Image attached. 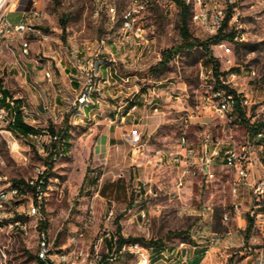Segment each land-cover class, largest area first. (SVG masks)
<instances>
[{"label": "rangeland", "instance_id": "1", "mask_svg": "<svg viewBox=\"0 0 264 264\" xmlns=\"http://www.w3.org/2000/svg\"><path fill=\"white\" fill-rule=\"evenodd\" d=\"M113 2L117 7L116 22L111 21L107 11V6L114 5ZM113 2L42 0L39 3L41 16L32 19V24L41 29L47 37L43 39L32 36L28 56L18 53L14 57L13 52L17 53L16 47L9 46V43L3 46V61L0 63L2 95L4 89L9 92L11 100L20 101L24 106V121L38 133L30 138L16 134L8 128L0 129V174L5 175L11 182L24 181L34 175L35 166H40L47 179L39 216L25 214L31 193L6 205L7 217L0 221V264H44L36 259V229L40 224L41 228L47 230L50 238L54 239L53 250L72 249L68 238L78 228H84L85 233L76 246L78 249H88L103 228L104 216L109 209L113 211V226L116 228L118 225L125 237L158 239L162 245L173 244L178 239H187L177 233L187 230L189 235L198 218V210L205 204H211L214 208L213 228L216 231L226 232L239 228L238 218H231L225 224L220 221L222 211H231V176L223 167L219 164L214 166L215 179L211 181L197 177L191 183L187 182L185 186L177 188L173 168L166 161L154 162L152 153L156 149L171 147L182 132L193 141L201 130L209 132L219 140L240 141L246 136V123L258 127L264 125L263 9L255 0H236L240 10L238 21L246 40L229 42V53H225L213 45L214 43L209 44L211 55L219 62V70H228L235 74L234 88L249 101L248 105L239 110L241 116H244V122L229 123L212 117L209 112L201 109L206 98L211 96L215 82L209 59L200 47L174 55L158 77L145 73L149 66L160 59L163 48L177 44L180 39L177 29L178 8L174 1L143 0L144 10L140 14V21L147 43L135 44L134 40L131 45L121 41L119 30L120 14L126 7L125 0ZM18 17V13H7V18L11 21ZM188 27L194 37L208 38L190 20ZM114 46H118L117 52ZM78 51L84 56L82 61L84 58L94 57L101 63L105 62L110 54L115 58L114 62L106 61L108 85L104 83V86H100L99 91L92 94V99L87 103L95 104L98 108L93 109L97 112L94 119L104 118V114L108 115V111L114 107L120 106V110H123L131 103L140 107L146 103V99L151 100V110L157 106L159 113L164 112V121L149 140L152 144L149 149L151 160L146 161V146H138V140V145H130L136 149L133 153L134 163L127 168L128 173L125 176L117 177L116 174L120 171L115 169L117 165L110 163L109 159L105 164H99L100 160L93 161L96 132L88 129L90 121L82 119L79 107H72L74 98L62 97L55 104L54 92L58 88L63 93L62 96H68L64 90L65 82L58 83V87L54 83L53 88L50 84L45 88L33 80L27 66L28 61L25 59L34 57L40 69H49L51 76H57L59 62L62 65L70 64V56ZM4 62L6 63L1 68ZM117 76L129 77L126 81H121L120 86L118 83L112 85L111 81ZM112 86H116L114 90H122L116 97H112L115 93L111 92L109 95L105 91ZM152 89L156 93L161 92L166 99L153 96ZM78 90L79 88L75 92ZM96 98L102 100V105L95 102ZM0 105H3L1 101ZM111 105L114 107H110ZM102 109L105 113H102ZM134 121L136 122V118ZM49 125L69 127V145L62 155L48 157L45 148L41 149L39 146L49 140ZM260 157L264 173L263 151L260 152ZM118 178L122 180L123 186L115 196H102L98 193L102 183ZM248 205L249 197L243 192L240 208L246 222ZM140 209L146 214L143 223L138 215ZM10 212L14 216L21 212L26 231L8 226ZM89 214L92 220L86 224ZM231 217H234V214H231ZM239 232L244 235V230L239 228ZM252 234L256 237L253 243L248 240L244 245L232 247L226 257H220L218 253L211 254L205 263L235 264L245 255V247L249 245L251 248H262L261 263L264 264V233L256 230ZM237 250L243 251L242 254ZM203 255L205 253L199 255L200 260ZM250 260L254 259L251 257ZM112 264L135 262L130 256L121 255Z\"/></svg>", "mask_w": 264, "mask_h": 264}, {"label": "built area", "instance_id": "2", "mask_svg": "<svg viewBox=\"0 0 264 264\" xmlns=\"http://www.w3.org/2000/svg\"><path fill=\"white\" fill-rule=\"evenodd\" d=\"M66 2L69 0H58ZM93 2L113 0H92ZM188 5L190 11V21L203 33L210 37L217 32H233L232 40H221L213 45L221 48L225 53H229V42H242L246 38L241 32L238 16L240 10L236 0H180ZM264 11V0H255ZM42 0H0V36L5 31H15L14 40H9V46L13 42L18 44L19 54L26 53V41L21 38V25L30 23L33 27L32 19L40 17L39 3ZM114 3V2H113ZM126 7L120 14V19L125 21L126 42L135 44L147 43V38L143 37L140 14L144 10L143 0H125ZM8 12L19 14V19L11 21L7 18ZM101 13V10H100ZM117 7L114 3V14L112 19H116ZM38 30V28H37ZM38 37L44 39V33L38 31ZM94 57H88L81 64L80 69L83 77L79 90L71 102L72 107L81 106L82 100H87V92L96 93L99 85H91L92 61ZM115 61V60H114ZM221 71V70H220ZM210 72V71H209ZM224 72V71H221ZM47 78V73L44 72ZM235 74L226 70L224 74H218L217 82L221 83V91L218 94H211L202 105V110L209 112L212 117L219 118L224 122H233L235 119H244L238 115V108L248 105L249 101L240 94L234 86ZM215 82V80H214ZM230 90H233L230 91ZM153 96L156 92L151 90ZM3 97L0 96V100ZM224 101H231L235 104V114L226 115ZM152 111H157L154 106ZM13 100L4 98V104L0 105V129L9 128L14 118ZM188 117V116H187ZM186 122V120H185ZM247 127L250 123H246ZM257 128V127H255ZM36 135H34L35 137ZM41 143V149L45 144ZM135 137L131 140V145L136 146ZM264 152V140H259V136H251V130L247 129L243 140H219L209 132L201 130L197 133L195 141L190 140L184 133H180L174 140L171 147L156 149L153 153L154 162L166 161L174 170L175 185L181 188L187 182L201 177L204 181L215 179L214 166L219 164L230 174L229 197L231 211L224 210L220 215L221 223L225 224L231 219V214H242L240 205L242 193L246 192L249 197V205L246 209V217L250 221L249 240L253 243L256 237L253 231L264 233V173L260 152ZM220 161H217V160ZM43 173L40 166L34 167V175L24 180V183H13L0 174V221L7 217L6 205L15 202L20 197H27L29 193L30 203L27 205L25 214L27 216H39L40 208L43 204ZM34 187V190L31 188ZM24 191V192H23ZM21 214V212H19ZM8 226L26 231V224L21 219H15L10 212ZM141 222H144L145 212L138 211ZM197 220L193 225L187 239H178L170 245H150L145 246L137 241L123 242L118 247V234L113 226V211L109 209L104 216L103 228L92 241L88 249H78L77 242L84 236V228H78L68 241L73 246L70 250H53L54 239H51L45 228L36 229V256L44 264H109L114 262L121 255L130 256L135 264H189L191 259L198 253H206L209 249L217 246L224 232L216 231L214 224V208L211 204L203 205L197 212ZM92 220L89 214L85 223ZM2 227L0 225V231ZM121 236L125 237L120 231ZM126 238V237H125ZM250 249V248H249Z\"/></svg>", "mask_w": 264, "mask_h": 264}, {"label": "crops", "instance_id": "3", "mask_svg": "<svg viewBox=\"0 0 264 264\" xmlns=\"http://www.w3.org/2000/svg\"><path fill=\"white\" fill-rule=\"evenodd\" d=\"M122 41L125 43L123 39ZM31 43L29 45V52L31 50ZM129 44L131 45V43ZM11 46L16 47V49L18 48L17 42H13ZM114 47H115V51L117 52L118 46H114ZM2 52L0 53V63L3 61ZM18 53H19L18 49H17V53L13 52L14 57H16ZM83 57L84 56L81 55L80 51L75 52V54L71 55L69 58L70 64L62 65V63L59 62L60 67L57 69L58 75L51 76L50 74L49 78H46L44 76V72L47 69L46 68L40 69L38 61L34 57H31L29 59L25 58V59L26 61H28L27 66L30 68V72L33 77V80L39 84H42L45 88H47L49 84L53 88L54 83L56 84V87H58V83L65 82L64 90L66 91L68 96H62L63 93L58 88V90L54 92V102L56 104V102L60 101L62 97L74 98L75 95L77 94V92L75 91L77 90V88H79L83 77L80 66L84 62V60L87 59L84 58V60L82 61ZM109 57H111L114 62L115 58L111 54ZM109 57L105 59V62H101L100 64L98 60L95 59L96 60L95 74H96V79H98L99 81V86H104L105 85L104 83H107L108 85L109 83L108 75H107L108 66L106 64V61ZM5 63L6 62H4L1 68L4 67ZM55 66L57 67V64H55ZM128 77L129 76H117L115 79H113V81H111V84L113 85L114 83H118L117 85L120 86L121 85L120 82L126 81ZM115 88L116 86L108 87L105 89V91H107L109 95L115 93L112 94V97H116L117 93L121 92L122 90L121 89L114 90ZM8 93L9 92H7V96ZM156 95L161 96L162 99H166L164 98L166 96L163 97L161 92H158ZM150 101L151 100L146 99V103L142 104L140 107H138L136 104L133 103L130 106L124 108L123 110H120L119 108L120 106L115 108L113 105H111L110 107H114V108H111V110L108 111V115L104 114V118L101 119L100 118L94 119L95 115L97 114V112L93 111V109L97 108L95 104H83L79 106V110H80L79 114L82 116V119L90 121L88 122L90 125L88 129L89 130L93 129L96 132V139L93 146V161L100 160V162H98L99 164H105L109 159L110 163H114L117 165L115 169H119L120 171L118 174H116L117 177L125 176L128 173L127 168L133 165L134 163L133 153L136 149L135 147L130 146L133 137H135L137 142L139 140L138 143L139 145L137 144L138 146H146V161L151 160L149 158L151 154L149 152V149L152 148V144L149 143V140L151 135L156 130V128L160 125V123L164 121V114H163L164 112L161 111V113H159L158 109L157 111H152L149 105ZM95 102L102 105V100L100 98H96ZM153 104L156 103L153 102ZM20 108L22 110L24 106L21 105ZM99 110H101V108ZM103 111L104 109H102V113ZM135 118H136V122L134 121ZM106 119L108 121H104ZM231 218L232 219L238 218L239 223L237 224V227H239L241 230H244L246 225V219H244L242 214L234 215V217ZM239 228L230 229L224 232L217 246L209 249L205 253V255H203L202 259L199 261L198 264H206L205 262L208 256L211 254L218 253L220 257H226L229 255L228 253L229 249H231L234 246L244 245L246 242H248L249 237L245 238L244 235H242L239 232ZM245 248H246V250H244L245 255L242 257L239 256L240 258L235 264H248V262L250 264H262L261 263L262 248L259 247L251 248L249 245H247ZM237 252L242 254L243 251L237 250ZM234 253L235 252L233 251L232 254ZM198 254H202V253L197 252V255ZM197 255L191 259L190 264L194 259L198 257ZM251 257L254 260H250Z\"/></svg>", "mask_w": 264, "mask_h": 264}, {"label": "trees", "instance_id": "4", "mask_svg": "<svg viewBox=\"0 0 264 264\" xmlns=\"http://www.w3.org/2000/svg\"><path fill=\"white\" fill-rule=\"evenodd\" d=\"M174 3L176 4L178 8V22H177V29L179 33V41L177 44L171 45L169 47L163 48L160 52V59L153 65L149 66L146 70V74L154 77H158V75L167 68V65L170 61V59L181 52L185 51H190L193 48L200 47L207 55L209 62L211 64V71L215 80V84L217 82V76L218 74H224V72H221L219 70V62L216 58H214L209 50V44L210 43H216L221 40H232L233 32H217L216 34L206 38V39H199L197 37H194L191 32L189 31L188 27V20H190V11L188 5L184 4L180 0H173ZM63 22V21H61ZM135 74V73H133ZM233 92V90H230ZM7 96V92L3 89V97L5 98ZM4 98H2L0 101L2 104H4ZM130 103V102H129ZM133 104V103H131ZM129 104V106L131 105ZM21 104L18 99L13 100V109H14V118L12 124L9 126L10 130L13 131L16 134H19L23 137H29V133L37 134V130L33 128L31 125L27 124L22 115V110L20 108ZM240 109L238 108V111ZM239 114L241 112L239 111ZM255 127L253 124H250L248 126V130L254 129ZM48 136L50 137V142L45 144V150L47 151L48 157H55L57 154L62 155L68 148L69 145V138H70V132H69V127L67 125H61L59 127H55L53 125L48 126ZM97 176H95L96 181ZM43 184H42V189L46 185V179L47 176L45 173H43ZM24 183L23 180H16L13 183ZM123 182L120 178L114 180V181H109V182H104L100 185L98 188V193L102 196H115L117 192L122 190ZM34 190V187L31 188ZM22 214H15V219H21ZM42 224L38 226V228H41ZM116 232L118 234V239H117V244L118 247L123 242H134L137 241L143 245L150 246V245H162L158 239L155 240H144L141 237H133V238H125L121 236L119 226L116 225ZM250 232V221L247 218V222L244 228V237L247 238L249 236ZM177 234L183 235L188 238V233L187 230L179 231ZM201 254H198L197 258L192 261V264H198L200 261L199 256ZM119 258V257H118ZM36 259L39 262H42L39 258ZM113 262H110L109 264H112Z\"/></svg>", "mask_w": 264, "mask_h": 264}, {"label": "bare ground", "instance_id": "5", "mask_svg": "<svg viewBox=\"0 0 264 264\" xmlns=\"http://www.w3.org/2000/svg\"><path fill=\"white\" fill-rule=\"evenodd\" d=\"M107 11H108V14H109V17H110L111 21H115V19H112V15L114 14V5H110L109 4L107 6ZM39 13H41L40 9H39ZM36 18H39V17H36ZM36 18H33V19H36ZM33 27H35V28H30V23H23L21 25V38L24 41H26V53H27V54H21L23 56H26L29 53V45L31 43V37L32 36H37L38 37V31H41V29H39L34 24H33ZM37 28H38V30H37ZM119 30L121 32V38L126 42V28H125V21H123V19H120ZM144 33H145V30L143 29V37L146 38L144 36ZM46 37H47V35L44 34V39ZM14 38H15V31H5V32L2 33V36H0V53L3 50L4 44L9 43V40H14ZM107 61L108 62H113L111 57H109L107 59ZM95 67H96V60H93L92 61V70L94 71V73H93V75L91 77V85H99V81H98V79H96ZM45 72L47 73V78H49L50 77V72L48 70H46ZM99 88H100V86H99ZM212 90H213L212 94H218V91H221V83H216ZM92 94H94V92H87V100H82L81 101V105L87 104L88 102H90V100L92 99ZM0 96L3 97L1 90H0ZM5 98H9V97L6 96ZM224 110H225L226 115L235 114V104H232L231 101H224ZM235 121H236V123L244 122L243 119H235ZM245 128H246V126H245ZM34 135H36V134H33V133H29L28 134V136L30 138L34 137ZM251 136H259V140H264V125L260 126V127H257V128H254V129H251Z\"/></svg>", "mask_w": 264, "mask_h": 264}]
</instances>
